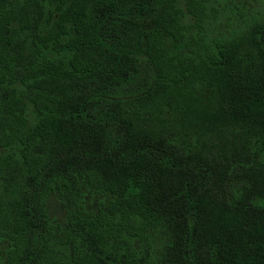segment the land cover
Instances as JSON below:
<instances>
[{"label":"trees","instance_id":"obj_1","mask_svg":"<svg viewBox=\"0 0 264 264\" xmlns=\"http://www.w3.org/2000/svg\"><path fill=\"white\" fill-rule=\"evenodd\" d=\"M4 245L0 264H264V7L0 0Z\"/></svg>","mask_w":264,"mask_h":264},{"label":"rangeland","instance_id":"obj_2","mask_svg":"<svg viewBox=\"0 0 264 264\" xmlns=\"http://www.w3.org/2000/svg\"><path fill=\"white\" fill-rule=\"evenodd\" d=\"M236 1L239 2V0H236ZM231 2H232V1H231ZM253 2H254V4H256V5H259L260 8H261V7H264V1L262 2V1H259V0H253ZM232 4H233V2H232ZM4 248H5V245H4V246H0V254L3 253Z\"/></svg>","mask_w":264,"mask_h":264}]
</instances>
